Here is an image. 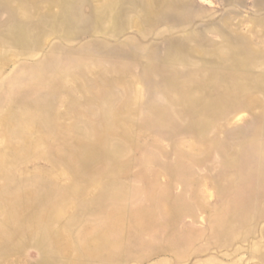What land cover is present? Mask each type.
<instances>
[{
    "label": "rangeland",
    "instance_id": "1",
    "mask_svg": "<svg viewBox=\"0 0 264 264\" xmlns=\"http://www.w3.org/2000/svg\"><path fill=\"white\" fill-rule=\"evenodd\" d=\"M0 264H264V0H0Z\"/></svg>",
    "mask_w": 264,
    "mask_h": 264
}]
</instances>
